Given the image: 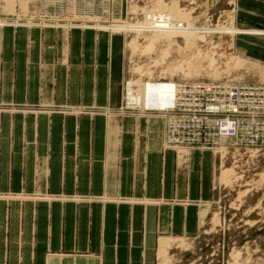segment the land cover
I'll list each match as a JSON object with an SVG mask.
<instances>
[{
	"label": "crops",
	"instance_id": "0c3cea01",
	"mask_svg": "<svg viewBox=\"0 0 264 264\" xmlns=\"http://www.w3.org/2000/svg\"><path fill=\"white\" fill-rule=\"evenodd\" d=\"M31 5L0 0V17ZM240 7L264 25V0ZM107 26L0 24V264H157L216 198L219 154L177 156L160 113L126 107L125 36Z\"/></svg>",
	"mask_w": 264,
	"mask_h": 264
},
{
	"label": "rangeland",
	"instance_id": "374dc122",
	"mask_svg": "<svg viewBox=\"0 0 264 264\" xmlns=\"http://www.w3.org/2000/svg\"><path fill=\"white\" fill-rule=\"evenodd\" d=\"M95 2L92 14L85 15V9L83 14L78 9L73 14H80L76 17L80 19L88 16L94 23L108 25L109 31L124 34L125 89L131 78L138 84L164 78L264 81L262 41L241 42L246 34H264V25L251 26L248 16L252 20V14L243 13L240 0ZM154 11L177 19L181 27L153 29L146 25ZM221 152H217L221 157L216 173L218 192L201 230L173 241L166 253L159 251L157 264H264V155H255L249 148ZM176 154L180 156L177 150ZM224 168L234 171L228 182L219 179Z\"/></svg>",
	"mask_w": 264,
	"mask_h": 264
},
{
	"label": "built area",
	"instance_id": "2783aa9c",
	"mask_svg": "<svg viewBox=\"0 0 264 264\" xmlns=\"http://www.w3.org/2000/svg\"><path fill=\"white\" fill-rule=\"evenodd\" d=\"M95 1H32L30 14L0 17V24L71 28L87 22L85 27L97 28L95 20L69 18L73 17V6H78L80 14L84 9L85 15L92 14ZM173 92V101L165 107H147L160 112L165 120V148H174L180 154L183 148L215 150L227 145L229 149L249 148L255 155H264V81L179 79L174 80ZM125 105L130 108L127 102Z\"/></svg>",
	"mask_w": 264,
	"mask_h": 264
},
{
	"label": "bare ground",
	"instance_id": "6f19581e",
	"mask_svg": "<svg viewBox=\"0 0 264 264\" xmlns=\"http://www.w3.org/2000/svg\"><path fill=\"white\" fill-rule=\"evenodd\" d=\"M39 1H41V0H39ZM47 1H49V0H47ZM76 9H78V6H73L71 11H76ZM77 16L80 17V14L75 12L73 14V17L69 16V18H76ZM88 18H87V20H88ZM95 18H97V17L95 16ZM90 20H93V19H90ZM98 20H99V18H98ZM144 23L146 25L152 27L153 29L154 28H167V27L177 29V28L181 27V25H182L181 22L178 21L177 19L163 17L160 13L155 12V11L151 12L148 15V17ZM186 23L187 22H184L183 25L185 26ZM95 24H97V25H95V27H97L99 25L97 22ZM110 24H112V21L110 22ZM83 26H87V25L83 24ZM154 80L155 79L148 80L145 82H141V84H138L134 78H131L128 81L127 86H126L127 91L125 89V93H124V99H125V102H127V104L129 105V107H131L130 109H140L143 111V110H150V109H147V107L163 108L173 101V98H172L173 96H171V92L174 95V92H173L174 79L168 80V79L164 78V79H158V81H156V80L154 81ZM187 80H189V79H187ZM194 80L197 81V79H194ZM168 81H170V82H168ZM187 149H189V148H183V150L180 153H182L184 150H187ZM228 149L229 148L227 147V145L226 146L223 145L221 147L217 146L215 151L221 152V150H224L223 152H221V154L225 155V152H227ZM232 169L231 168H227V169L224 168V170L221 172V176L219 178L221 182H226L229 179V177L234 172V171H232ZM167 242L168 241L165 240L161 244L163 253L167 252L165 249V247H168Z\"/></svg>",
	"mask_w": 264,
	"mask_h": 264
}]
</instances>
